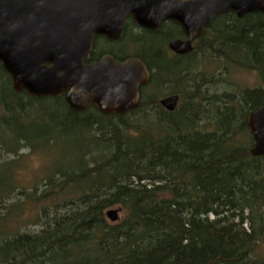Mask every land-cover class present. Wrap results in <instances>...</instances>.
Here are the masks:
<instances>
[{
	"label": "trees",
	"instance_id": "1",
	"mask_svg": "<svg viewBox=\"0 0 264 264\" xmlns=\"http://www.w3.org/2000/svg\"><path fill=\"white\" fill-rule=\"evenodd\" d=\"M206 51L256 72L261 84L226 99L209 95L211 79L193 65ZM140 57L150 79L136 108L106 115L55 107L56 126L87 136L71 165L46 178L50 191L42 197H55L41 207L38 227L0 237V264H264L257 251L264 156L249 155L245 123L264 103V14L216 16L184 60ZM149 92L185 94L187 101L168 112ZM23 94L0 65V126L7 131L28 103L42 101ZM25 140L16 136L11 152ZM11 169L0 175V206L19 188ZM115 206L122 215L111 223L105 212Z\"/></svg>",
	"mask_w": 264,
	"mask_h": 264
},
{
	"label": "water",
	"instance_id": "2",
	"mask_svg": "<svg viewBox=\"0 0 264 264\" xmlns=\"http://www.w3.org/2000/svg\"><path fill=\"white\" fill-rule=\"evenodd\" d=\"M227 12L237 18L264 14V0H0V65L15 92L37 98L65 93L71 111L93 105L102 114H124L138 106L149 70L136 57L84 63L95 34L121 32L127 15L150 30L171 20L187 39L173 40L169 48L182 55L192 51L191 42L213 18ZM178 101L179 95L171 94L159 104L171 112ZM245 123L252 139L249 155L264 156V103ZM105 216L115 222L118 210L110 208Z\"/></svg>",
	"mask_w": 264,
	"mask_h": 264
},
{
	"label": "rangeland",
	"instance_id": "3",
	"mask_svg": "<svg viewBox=\"0 0 264 264\" xmlns=\"http://www.w3.org/2000/svg\"><path fill=\"white\" fill-rule=\"evenodd\" d=\"M198 55L197 53V57L193 59L194 71L205 74L206 81L207 78L211 79V83L207 81L210 88L209 95L215 93L226 99V96L233 97L244 88H254L261 84L259 76L254 71L225 64L221 59L209 55L207 51ZM153 93L149 92L150 95ZM155 94H157L155 97L157 102L164 96L160 93ZM186 101L185 94L180 96L179 106ZM26 102H30L29 99H25ZM28 104L31 105L28 106L26 115L14 120L16 129L7 131L0 126V175L11 167L12 178L19 186L0 206V217H3L0 219V237L38 227L35 219L41 207L52 203L55 197L53 195L46 199L42 197L44 193L50 191L46 178L57 166L71 165L76 156L77 144L87 136L85 133H75L69 129L66 131L65 128L56 126L59 119L57 118L56 121L53 114L56 111L55 107H64L62 102L43 99L40 103ZM20 134L27 137L24 141L27 146L20 141L17 153H12L11 151L15 149V138ZM11 183L8 182L7 185L10 186ZM35 188H37L36 192ZM20 190H24L25 193L20 194ZM7 191L8 188L5 192ZM65 193L69 197L72 192L66 190ZM36 197L40 198L36 199ZM61 199H66V195H62ZM111 208L118 210L119 220L122 215L121 210L117 206ZM246 226L248 227L247 224ZM257 251L264 256V241L259 242Z\"/></svg>",
	"mask_w": 264,
	"mask_h": 264
},
{
	"label": "flooded vegetation",
	"instance_id": "4",
	"mask_svg": "<svg viewBox=\"0 0 264 264\" xmlns=\"http://www.w3.org/2000/svg\"><path fill=\"white\" fill-rule=\"evenodd\" d=\"M205 29L200 37L204 35ZM200 37L193 39V41L191 42V52L194 51L195 46H197V44L199 43ZM186 39L187 37L183 32L181 26L171 20L163 21L155 30H150L140 27L133 21V17L131 15H127L123 20L121 32L118 33L111 31L109 32V34H95L93 36L91 51L85 56L83 62L87 64L94 63L103 56H109L118 62H124L129 58L136 57L144 62L140 56H143L144 58L148 59V61H151L157 60L161 53L165 56L166 59L169 60H184L186 56L191 52L182 55L176 54L169 48V43L173 40L185 41ZM145 49H148L150 51L145 52ZM167 53H170V56H168ZM140 97L141 92L139 90V100ZM39 99H51L54 102L60 101L62 102L64 107H69L65 101V93L59 95L58 97H43ZM88 107L95 106L90 105Z\"/></svg>",
	"mask_w": 264,
	"mask_h": 264
},
{
	"label": "bare ground",
	"instance_id": "5",
	"mask_svg": "<svg viewBox=\"0 0 264 264\" xmlns=\"http://www.w3.org/2000/svg\"><path fill=\"white\" fill-rule=\"evenodd\" d=\"M163 48H164V47H163ZM167 51H168V50H167ZM169 52H170V51H169ZM172 52H173V51H172ZM169 54H170V53H169ZM169 54L167 53L168 56H170ZM230 72H231V71H230ZM239 86H240V85H239ZM211 95H212V94H211ZM139 101H140V100H139ZM138 105H139V104H138ZM115 222H116V221H115ZM263 240H264V239H263ZM258 256H259V255H258Z\"/></svg>",
	"mask_w": 264,
	"mask_h": 264
}]
</instances>
